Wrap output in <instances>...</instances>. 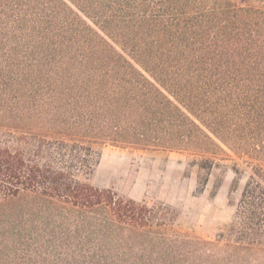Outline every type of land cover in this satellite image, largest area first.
I'll return each instance as SVG.
<instances>
[{
    "label": "trees",
    "instance_id": "obj_1",
    "mask_svg": "<svg viewBox=\"0 0 264 264\" xmlns=\"http://www.w3.org/2000/svg\"><path fill=\"white\" fill-rule=\"evenodd\" d=\"M107 145L186 152L197 193L229 149L226 230L92 184ZM0 264H264V0H0Z\"/></svg>",
    "mask_w": 264,
    "mask_h": 264
},
{
    "label": "rangeland",
    "instance_id": "obj_2",
    "mask_svg": "<svg viewBox=\"0 0 264 264\" xmlns=\"http://www.w3.org/2000/svg\"><path fill=\"white\" fill-rule=\"evenodd\" d=\"M225 147V146H224ZM226 148V147H225ZM215 166L202 192L195 191L198 169L184 151L152 150L107 145L101 148L99 161L90 178L99 187H113L121 194L148 202L163 201L179 211L177 226L205 239L213 240L224 232L234 213L242 185L249 172L229 149ZM243 168L236 189L229 194L235 175L232 160ZM220 186L211 196L214 183Z\"/></svg>",
    "mask_w": 264,
    "mask_h": 264
}]
</instances>
